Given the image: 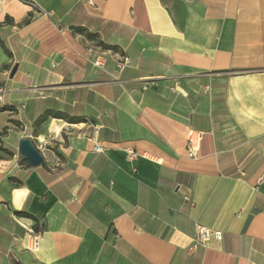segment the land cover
Here are the masks:
<instances>
[{
	"label": "crops",
	"instance_id": "crops-1",
	"mask_svg": "<svg viewBox=\"0 0 264 264\" xmlns=\"http://www.w3.org/2000/svg\"><path fill=\"white\" fill-rule=\"evenodd\" d=\"M261 176L264 0H0V264H264Z\"/></svg>",
	"mask_w": 264,
	"mask_h": 264
},
{
	"label": "built area",
	"instance_id": "built-area-1",
	"mask_svg": "<svg viewBox=\"0 0 264 264\" xmlns=\"http://www.w3.org/2000/svg\"><path fill=\"white\" fill-rule=\"evenodd\" d=\"M87 3L92 4V0H86ZM127 64V60L123 59L122 61L117 62V66L119 69L124 67ZM95 66H101V62L96 60L94 62ZM175 86L174 84L171 89L172 91H175ZM93 135L95 133V129L93 130ZM203 133L201 131L197 130H189L187 137H186V156L189 158H196L198 149L200 146V141L202 138ZM93 150L95 152H102L104 151V147L102 144L96 140H94L93 143ZM43 155V154H42ZM145 156V154H143ZM137 156V154L130 148L126 149V158L128 160L134 159ZM264 182V177L261 176L257 178L256 180V185H260ZM186 198V197H185ZM194 235L191 238L190 246L189 249L196 248L198 246L201 247H207L210 241L213 242H219L222 239V231L213 229L204 225H201L199 223L194 224ZM40 230H31L30 231V249L35 250L38 247V240L40 238Z\"/></svg>",
	"mask_w": 264,
	"mask_h": 264
},
{
	"label": "water",
	"instance_id": "water-1",
	"mask_svg": "<svg viewBox=\"0 0 264 264\" xmlns=\"http://www.w3.org/2000/svg\"><path fill=\"white\" fill-rule=\"evenodd\" d=\"M17 65H14L10 71V77H13ZM18 152L29 163L30 166H39L43 161L42 153L35 147L32 140L28 137H22L18 141Z\"/></svg>",
	"mask_w": 264,
	"mask_h": 264
},
{
	"label": "trees",
	"instance_id": "trees-1",
	"mask_svg": "<svg viewBox=\"0 0 264 264\" xmlns=\"http://www.w3.org/2000/svg\"><path fill=\"white\" fill-rule=\"evenodd\" d=\"M48 115H51L53 118H62V115L60 113H52V114H50V113L46 112L41 117H39L37 122L40 123V122L44 121L48 117Z\"/></svg>",
	"mask_w": 264,
	"mask_h": 264
},
{
	"label": "rangeland",
	"instance_id": "rangeland-1",
	"mask_svg": "<svg viewBox=\"0 0 264 264\" xmlns=\"http://www.w3.org/2000/svg\"><path fill=\"white\" fill-rule=\"evenodd\" d=\"M22 138V137H21ZM48 144H51V143H48ZM41 148L38 149L42 154H45L47 156H51V148H50V145H43V146H40Z\"/></svg>",
	"mask_w": 264,
	"mask_h": 264
},
{
	"label": "bare ground",
	"instance_id": "bare-ground-1",
	"mask_svg": "<svg viewBox=\"0 0 264 264\" xmlns=\"http://www.w3.org/2000/svg\"><path fill=\"white\" fill-rule=\"evenodd\" d=\"M54 121H55V120H54ZM52 123H53V121H52ZM61 124H62V123H61L60 121H55V122L53 123V125H52L53 130H55V131H59Z\"/></svg>",
	"mask_w": 264,
	"mask_h": 264
}]
</instances>
